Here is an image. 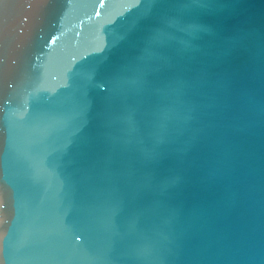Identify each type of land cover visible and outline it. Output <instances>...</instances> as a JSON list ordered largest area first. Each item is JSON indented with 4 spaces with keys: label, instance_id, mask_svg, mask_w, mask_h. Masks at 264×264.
Masks as SVG:
<instances>
[{
    "label": "water",
    "instance_id": "1",
    "mask_svg": "<svg viewBox=\"0 0 264 264\" xmlns=\"http://www.w3.org/2000/svg\"><path fill=\"white\" fill-rule=\"evenodd\" d=\"M0 264H264V0H0Z\"/></svg>",
    "mask_w": 264,
    "mask_h": 264
}]
</instances>
